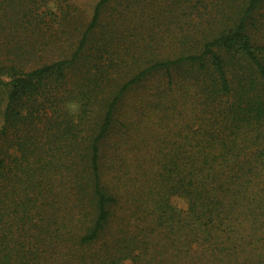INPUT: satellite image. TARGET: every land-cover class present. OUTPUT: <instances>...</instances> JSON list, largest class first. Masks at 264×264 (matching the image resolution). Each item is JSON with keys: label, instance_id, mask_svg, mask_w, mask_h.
<instances>
[{"label": "trees", "instance_id": "16d2710c", "mask_svg": "<svg viewBox=\"0 0 264 264\" xmlns=\"http://www.w3.org/2000/svg\"><path fill=\"white\" fill-rule=\"evenodd\" d=\"M51 1L0 0V264H264V0Z\"/></svg>", "mask_w": 264, "mask_h": 264}, {"label": "rangeland", "instance_id": "374dc122", "mask_svg": "<svg viewBox=\"0 0 264 264\" xmlns=\"http://www.w3.org/2000/svg\"><path fill=\"white\" fill-rule=\"evenodd\" d=\"M99 1L100 0H52L51 3L48 5V7L50 8V10L56 13H59L58 12L59 8L66 11V13L68 12L71 19L75 23V28L80 29L81 26L86 25L91 20L93 11ZM70 5L72 6V8L69 7ZM111 9L112 7L108 8V10H106L103 13V19L108 17V15L111 12ZM147 19L153 20V22L149 21L150 23H146L143 25L142 17H136L134 21H131V24H133L134 26L137 25L136 28L138 30H141L142 27H145L146 30H151V31L152 30L158 31L160 29L165 30V27L167 26L172 27V25L169 24L163 25L162 22L164 21V16L163 17L161 16L160 18L159 16L156 17L150 16ZM75 40H76V33L70 35L68 43L75 44ZM68 108L70 111L74 112L77 110L78 107L76 104H74V105H70ZM0 125H1V117H0ZM171 206L177 213H184L186 212L187 209V201L182 197L174 196L171 198ZM124 264H130V262H126Z\"/></svg>", "mask_w": 264, "mask_h": 264}]
</instances>
